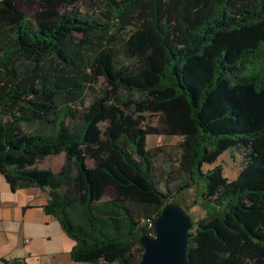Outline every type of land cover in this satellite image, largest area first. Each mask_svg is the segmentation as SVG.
Segmentation results:
<instances>
[{
    "label": "trees",
    "instance_id": "obj_1",
    "mask_svg": "<svg viewBox=\"0 0 264 264\" xmlns=\"http://www.w3.org/2000/svg\"><path fill=\"white\" fill-rule=\"evenodd\" d=\"M90 3L91 13H73L61 9L75 0H0L7 182L49 189L44 211L75 243L73 262L136 264L140 236L152 237L164 206L194 189L203 216L192 221L187 263L264 264V0ZM23 4L39 7L34 25ZM76 37L93 62L49 84L42 64ZM25 65L26 81L17 76ZM145 114L179 140L176 165L158 173L161 149L146 148L158 130L143 126ZM226 152L243 164L231 181L220 166L203 170ZM59 155L57 172L37 168Z\"/></svg>",
    "mask_w": 264,
    "mask_h": 264
},
{
    "label": "crops",
    "instance_id": "obj_2",
    "mask_svg": "<svg viewBox=\"0 0 264 264\" xmlns=\"http://www.w3.org/2000/svg\"><path fill=\"white\" fill-rule=\"evenodd\" d=\"M50 197L47 188L13 189L0 171V264H89L70 259L75 243L44 211Z\"/></svg>",
    "mask_w": 264,
    "mask_h": 264
},
{
    "label": "rangeland",
    "instance_id": "obj_3",
    "mask_svg": "<svg viewBox=\"0 0 264 264\" xmlns=\"http://www.w3.org/2000/svg\"><path fill=\"white\" fill-rule=\"evenodd\" d=\"M20 9L24 13L26 21L31 25H34L35 15L40 11L39 7L34 4H23L21 5ZM92 10H94V8L91 7L90 0H75V4L73 6L65 5L61 9V12L91 13ZM79 39L80 37L73 38L71 41L69 40L64 45H62V47L53 45L56 54L51 56L42 64L40 73V76L46 78L49 84H52L56 77L72 75L76 72H86L88 70V66L93 62L96 54L90 48H76ZM57 56H59L60 58H58ZM31 69L32 67L27 65L20 68L17 74L18 79L26 81L28 78L27 71ZM93 87L98 92L108 88L102 79H99L96 85H94ZM90 100L91 96L90 94H87L85 101L86 105L89 104ZM145 116L146 120L143 123V126L158 130V135L148 136L146 139L147 149H161V154L156 156L155 158V165L158 173L162 171V168L166 163H170L172 166L176 165L178 156L176 146L179 140L177 137H170L162 134L165 126L160 120L159 115L149 116L145 114ZM29 130L31 133H36L37 126H30ZM62 165L63 155H59L55 157L45 158L37 165V168L40 170L49 169L52 172H57ZM214 166H220L223 170V176L227 180L231 181L236 177L243 164L242 159L239 155L226 152L219 157L215 165L204 167L203 170H210ZM195 194V190L190 189L184 192L181 196L177 197L176 200L177 203L190 215L193 222L203 216V213L199 210V208L194 205ZM113 197V192L109 190L105 194L103 200H107Z\"/></svg>",
    "mask_w": 264,
    "mask_h": 264
},
{
    "label": "water",
    "instance_id": "obj_4",
    "mask_svg": "<svg viewBox=\"0 0 264 264\" xmlns=\"http://www.w3.org/2000/svg\"><path fill=\"white\" fill-rule=\"evenodd\" d=\"M190 215L177 203L169 202L154 221V235H141L142 254L136 264H188L186 257Z\"/></svg>",
    "mask_w": 264,
    "mask_h": 264
},
{
    "label": "built area",
    "instance_id": "obj_5",
    "mask_svg": "<svg viewBox=\"0 0 264 264\" xmlns=\"http://www.w3.org/2000/svg\"><path fill=\"white\" fill-rule=\"evenodd\" d=\"M141 223H143V224L146 223L147 224V228H151L152 227V224L148 220H146V221L142 220Z\"/></svg>",
    "mask_w": 264,
    "mask_h": 264
}]
</instances>
